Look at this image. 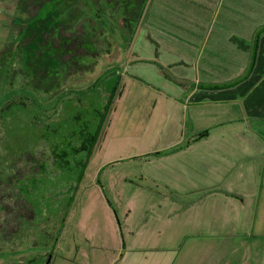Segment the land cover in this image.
<instances>
[{
	"label": "rangeland",
	"instance_id": "rangeland-1",
	"mask_svg": "<svg viewBox=\"0 0 264 264\" xmlns=\"http://www.w3.org/2000/svg\"><path fill=\"white\" fill-rule=\"evenodd\" d=\"M230 1L0 0V264L154 256L127 250L132 215L158 208L139 197L151 185L147 151L167 130L188 141L192 123L220 136L241 129L211 128L214 105L184 112L179 104L197 80L246 63L224 40ZM74 34L84 46L76 55L64 41ZM219 35L227 51L216 57ZM89 135L90 152L78 154ZM231 162L205 161L188 175L224 178ZM90 242L99 248L89 251Z\"/></svg>",
	"mask_w": 264,
	"mask_h": 264
},
{
	"label": "crops",
	"instance_id": "crops-1",
	"mask_svg": "<svg viewBox=\"0 0 264 264\" xmlns=\"http://www.w3.org/2000/svg\"><path fill=\"white\" fill-rule=\"evenodd\" d=\"M226 18L223 24L231 27L232 35L224 40L232 56L244 53L246 63L230 61L231 69L221 77L207 78L205 84L197 80L179 104L184 112L214 105L217 112L211 128L228 121L237 122L241 129L220 136L192 123L188 141L176 130L162 133L161 144L145 155L153 156L148 162L151 185L139 194L142 201L154 202L158 208L128 217L133 225L127 250L155 254L144 261L132 256L126 264H264V33L257 44L254 41L264 28V0H231ZM232 38L249 49L241 50ZM221 40V35L215 39L211 55L220 57L227 51ZM176 64L162 62L165 68ZM217 159L235 162L229 176L189 177V170L201 172L203 162ZM214 167L219 168L207 166ZM88 244L89 251L99 248L94 242ZM55 246L56 252L59 242ZM87 258L88 264H99L92 256Z\"/></svg>",
	"mask_w": 264,
	"mask_h": 264
},
{
	"label": "trees",
	"instance_id": "trees-1",
	"mask_svg": "<svg viewBox=\"0 0 264 264\" xmlns=\"http://www.w3.org/2000/svg\"><path fill=\"white\" fill-rule=\"evenodd\" d=\"M69 0H68V4H69ZM61 33V32H60ZM264 33V28L262 30H260L256 36H255V44H257L260 40V37H261V34ZM64 41H67V44H66V48H65V45L64 48H65V51L66 53H69V52H73L75 55L77 54V50H80V47L82 46V48L84 47L83 44H82V39L79 38L78 36H75V34L73 36H68V39H65ZM63 42V41H62ZM233 42H235L238 47L242 50H248L249 47L245 44V42L237 39V38H233ZM76 47V48H75ZM64 50H62V52H65ZM68 55V54H67ZM80 56V55H79ZM77 56V58L79 57ZM69 57V56H68ZM68 59V58H67ZM73 59V58H72ZM255 55H253L252 57V62H251V69H252V66L254 65L255 63ZM64 61L65 58H63ZM69 63V62H68ZM250 69V70H251ZM222 88V86H220ZM223 87H226V86H223ZM95 140H96V136L95 135H89V137L87 138L86 140V143L82 144L81 147L79 148L78 150V154H82V153H89L90 152V149L92 148L93 144L95 143ZM80 166H83V163L80 165Z\"/></svg>",
	"mask_w": 264,
	"mask_h": 264
},
{
	"label": "water",
	"instance_id": "water-1",
	"mask_svg": "<svg viewBox=\"0 0 264 264\" xmlns=\"http://www.w3.org/2000/svg\"><path fill=\"white\" fill-rule=\"evenodd\" d=\"M135 39H136V36H134V38H133V40H132V43H131V45H130V47H129L128 55L131 54V51H132V49H133V45H134Z\"/></svg>",
	"mask_w": 264,
	"mask_h": 264
}]
</instances>
